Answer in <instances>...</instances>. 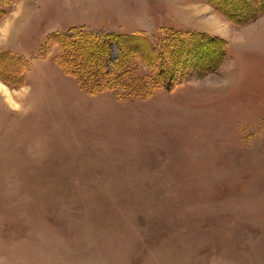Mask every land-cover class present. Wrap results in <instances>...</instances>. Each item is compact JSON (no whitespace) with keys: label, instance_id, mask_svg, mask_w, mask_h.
Returning a JSON list of instances; mask_svg holds the SVG:
<instances>
[{"label":"rangeland","instance_id":"rangeland-1","mask_svg":"<svg viewBox=\"0 0 264 264\" xmlns=\"http://www.w3.org/2000/svg\"><path fill=\"white\" fill-rule=\"evenodd\" d=\"M226 15L209 0H0V54L22 63L0 61V264H264V15ZM186 31L203 44L157 65L172 86L149 94L92 92L58 59L61 35L163 53ZM120 42L104 66L149 72L144 46Z\"/></svg>","mask_w":264,"mask_h":264},{"label":"trees","instance_id":"trees-1","mask_svg":"<svg viewBox=\"0 0 264 264\" xmlns=\"http://www.w3.org/2000/svg\"><path fill=\"white\" fill-rule=\"evenodd\" d=\"M209 2L217 10L224 13V15H226V13L232 15L233 17H231V19L235 23L241 25L246 24L247 21L251 19L252 15H264V0L248 1V8L250 9L251 7L250 13L245 12L247 10L244 9L240 10V2H242V0L238 1L239 4L235 1L236 3H233L232 6L227 3V0H209ZM252 3L253 5H251ZM204 37L206 36L203 34H194L190 31L178 35L176 34L173 38L179 39V44L175 43V45L169 46L166 44L164 46L165 52L160 53L147 39H143L139 36H109L108 39H105L98 38L88 33H80L76 37L61 35L58 43L63 52L60 53L58 59L68 73L79 77L81 82L92 92L120 89L125 92L127 97L139 95L145 91V93L149 94L156 90L162 83L166 84L167 88H171L172 86L168 78H164V75H166L168 71H166V68L162 66L158 74L154 72V70H157V65L159 67V64L164 65L165 61H171L174 55L181 50L182 45H187L189 42H196L199 39L200 40L197 42L203 44ZM210 39L214 41V39ZM122 40L125 42L139 43L142 47L144 46L142 49H135V55L149 68V72L145 73L142 77H139L140 69L132 62L126 63L120 61L116 69H111V67L107 65L104 66V58H107V63L110 62L111 54L109 55V53H111L112 44L116 42L122 46L120 42ZM219 52L222 57L225 56V47ZM3 59H6L9 63L14 62L22 65L16 57L6 53L0 54V61ZM16 75H18V73ZM161 80L164 81L161 82ZM5 81L8 83L12 82L7 78H5ZM141 82L144 87H141Z\"/></svg>","mask_w":264,"mask_h":264}]
</instances>
